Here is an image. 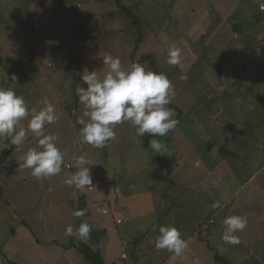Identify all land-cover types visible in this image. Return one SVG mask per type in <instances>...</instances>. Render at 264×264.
I'll list each match as a JSON object with an SVG mask.
<instances>
[{
  "label": "rangeland",
  "instance_id": "1",
  "mask_svg": "<svg viewBox=\"0 0 264 264\" xmlns=\"http://www.w3.org/2000/svg\"><path fill=\"white\" fill-rule=\"evenodd\" d=\"M122 7L130 8L140 28L130 25ZM237 7L226 23L222 14ZM256 14L253 0H0V87L23 96L30 111H40L45 101L55 107L58 120L46 125L44 132L56 136L57 147L65 153L61 173L38 180L31 169L21 167L22 156L38 147L39 138L28 131L31 116L21 121L27 134L20 150L10 138H0V156L11 150L0 165V264H88L70 247L73 241L99 252L103 264H175L184 252L176 256L167 249L157 250L158 228L147 233L155 220L159 219L158 226L164 225L158 206L163 197L174 200L167 183L175 181L181 190L190 189V195H209L220 202L237 189L243 191L241 186L249 176L247 165L255 162L258 167L255 183L264 179V142L259 131L264 122V31L262 23L254 19ZM35 15L38 28L33 25ZM80 21H90V28L79 27ZM233 23L239 24V40L234 37ZM172 45L181 49L180 66L167 63ZM109 54L119 57L125 70L139 63L146 70L164 73L174 85L175 96L168 107L175 112L173 119L179 120V131L176 128L155 137L166 145V151L149 148L153 139L149 134L134 138L136 130L130 122L118 125L115 139L103 148L82 142L78 119L83 117L84 107L77 88L87 87L81 79L85 68L97 71L101 79L108 73L102 61ZM192 63L196 64L190 66ZM181 75L187 79L182 80ZM195 113L210 117L201 121L202 133L211 135L216 146L224 140L229 147V151L219 147L223 164L196 167L193 149L188 150L186 143L177 148L174 141L179 133L187 130L191 137L195 129L200 130L191 126ZM210 115L216 118L211 120ZM77 156L91 162V191L65 183L77 171ZM207 157L199 161L210 162ZM154 174L163 182L154 187L155 214L137 215L138 209L127 214L120 207H134L138 202L135 195L156 186ZM106 190L114 201L100 200ZM213 203L205 201L206 206ZM103 207L107 214L100 212ZM168 208H173L172 203ZM78 209L85 210L83 217L72 215ZM206 210L197 214L190 235L182 238L190 239L193 249L206 254L204 263L219 264L205 247L208 242L210 247L213 244L206 231L200 228L201 233H196ZM81 222L92 227L88 239L65 235L69 225L75 231ZM214 228L220 230H211ZM141 234L144 236L137 239ZM229 252L217 248L224 258H230ZM123 254L126 259L121 258ZM251 261L244 263L253 264Z\"/></svg>",
  "mask_w": 264,
  "mask_h": 264
},
{
  "label": "clouds",
  "instance_id": "2",
  "mask_svg": "<svg viewBox=\"0 0 264 264\" xmlns=\"http://www.w3.org/2000/svg\"><path fill=\"white\" fill-rule=\"evenodd\" d=\"M103 65L109 68L108 73L101 79L97 71L84 69L81 79L87 87L79 86L77 93L79 102L83 105V117L78 119L82 125L80 136L82 142L95 148H103L115 139L116 127L123 123H131L135 128L134 138L149 134L153 137L149 141V148L157 153L166 151V145L155 137L166 136L175 130L179 120L173 119L175 112L168 107L175 96L174 85L164 73L146 70L142 64L133 63L125 70L119 57L106 55ZM167 63L173 66L182 65L181 49L172 45L168 50ZM186 80V75H181ZM15 81L16 77L13 76ZM31 116L28 131L38 139V147L30 148L23 156L21 167L31 169L36 179L49 178L61 173L65 160V153L56 145L57 137L46 135V125L57 122L55 107L45 101L40 111L29 110L23 96L17 95L12 88L0 87V138H10L11 144L17 150L26 140V130L21 121ZM90 161L85 156L75 157L77 171L72 173L65 183L76 189L88 190L92 188ZM87 186V187H86ZM214 209L221 208L219 201L213 203ZM74 217H83L84 209L73 211ZM225 229L221 239L231 245H237L240 240L238 231L247 228L246 216L234 215L224 219ZM159 236L155 240L157 250L167 249L174 255H181L188 248L189 242L182 238L180 231L174 226H158ZM92 227L87 222H81L74 231L69 225L65 229L66 236H76L81 240L90 237Z\"/></svg>",
  "mask_w": 264,
  "mask_h": 264
},
{
  "label": "crops",
  "instance_id": "3",
  "mask_svg": "<svg viewBox=\"0 0 264 264\" xmlns=\"http://www.w3.org/2000/svg\"><path fill=\"white\" fill-rule=\"evenodd\" d=\"M238 8L239 7L235 8L234 10L232 9L224 12L222 14L224 15L223 20L226 23L229 22L233 18ZM241 13H243V11H241ZM254 19L259 20L262 25L264 24V18L260 14H256L254 16ZM231 25L232 30L235 29L239 31L240 27L238 23H233ZM194 26L195 24L192 27ZM196 31L197 30H195V32ZM234 37L235 39L239 40L240 34L236 33ZM148 49L150 50V52L153 51V49L151 48ZM193 64L196 63H192L190 66H192ZM210 116L211 120L216 118V115ZM209 119L210 117H208V115L195 113L193 115V122L191 123V126L199 127L200 130L195 129V132H193V135H191V137H189V134H187V130H184L185 133H179L177 141H174L179 150L181 149L182 143L187 144L188 150H191V148L193 149L192 152L194 164L196 165V167H201L202 165H204L205 168L207 166L215 167L219 164H223L225 158L220 154V151L221 149L229 151V147L224 145V140H222L220 145L216 146L215 140L210 137L211 135L208 136L207 134H205V132L202 133L203 131H205V129H201V121ZM178 127L179 125H177L176 128ZM259 131H261L262 133V139L260 140L264 142V122L261 124ZM219 147H221V149H219ZM259 149H262V146ZM201 151H207L209 153L207 155L208 157L205 155H201L203 154L201 153ZM203 157L209 158L210 162H208V160L199 161V159H203ZM252 167H254V169H252ZM261 167L264 168V164ZM246 168H248L249 170V176L246 180L245 186H241L243 191L239 192L240 189H237L234 191V195H231L228 198H222V200L220 201L221 208L219 209H214L212 206H206L205 204V201L209 202L213 200L214 202H216L215 197L214 199H210L209 195L208 198H205L203 195H195L194 193L193 195H190L192 193L190 189L184 188L181 190V188L179 187L182 186H178L179 183L175 181H170L169 183H167L168 192L170 191L172 193L174 200L170 198L167 200L165 197H163L162 203L159 204L158 208L163 211L164 216L162 215V217L165 219L164 223L161 224H164L163 226L176 227L180 231V233L185 237L186 235H190L191 233L192 220L197 218L198 213H202L204 210L207 209V207H210L209 210L205 211L207 215L203 220H201V223H199L198 230L196 233L198 235L201 233L200 228L203 223L210 219L213 221V223L209 226L208 230L206 231V233L208 234V239L211 238V242L213 244L212 247H210L209 242L205 245V247L209 250L208 254L211 253V255L209 256H213V262H215L214 254L217 253V248H220L226 252L230 251V258L225 257L230 262V264H243L244 262L251 261V259L253 258H255L251 261L253 262V264H264V262H262V260H264V179H261L260 182L258 181L257 183L254 182L257 176L260 175L255 162H253V165L251 166L247 165ZM169 174L170 172H167L166 176L169 177ZM152 178L153 180L155 179L158 181L157 185L152 186V188L143 189L141 190V192H139L140 195H135L138 199V202L134 207H127L125 205H122L123 207L120 208H124V210H127V214L135 212L136 209L139 210L137 215L148 213L155 214L156 195L154 187L161 186L163 182L158 176V174H154ZM98 184L100 183L98 182ZM91 190L92 188L88 189V191ZM100 200L110 203L112 200L114 201V196L111 194L110 191L106 190L101 195ZM198 201H200V203ZM170 203H172L173 205L172 209L168 208V205H170ZM186 214H188V216ZM234 215L246 216L248 221L247 228L245 230L238 231L235 233V235H237L240 240V243L237 245L227 244L221 239V236L225 229V225L223 224L224 219ZM158 220H155V222L149 227L150 229L147 230V233L151 230L155 232L157 231ZM118 221L120 220H116V222L119 224L120 222ZM212 227H220V230H218V228H214L216 230L212 231ZM93 231L99 233L102 232L101 230ZM103 235H105V233H103ZM143 235L144 234L138 235V237L142 238ZM201 239L202 238L199 239V242H201ZM186 240L189 242V246L187 249L184 250V257H181L180 259L175 261V264H208V262H203V258L204 256H206V254H204L203 252H198L197 249H193V245H191V240L188 238ZM123 246H126V244L124 243ZM163 264L168 263L165 262Z\"/></svg>",
  "mask_w": 264,
  "mask_h": 264
},
{
  "label": "trees",
  "instance_id": "4",
  "mask_svg": "<svg viewBox=\"0 0 264 264\" xmlns=\"http://www.w3.org/2000/svg\"><path fill=\"white\" fill-rule=\"evenodd\" d=\"M121 10L125 13L126 17L129 19L130 25H132L133 27H137V28L141 27L139 23V19L132 13L130 8L122 7ZM233 31L235 34L237 33V30L234 29ZM143 59L145 58H142L141 60ZM75 110L76 108L74 107V109L71 110L70 115H73ZM10 154H11V150L0 156V165H2L6 161V159L10 156ZM139 238L140 237H137V239ZM70 247L74 248L82 256L83 260L86 263L103 264V260H102L100 253L94 251L88 244L80 242V241H77V242L73 241L70 243ZM214 260L215 262L220 263V264H230V262L226 258L220 256L217 253L214 254Z\"/></svg>",
  "mask_w": 264,
  "mask_h": 264
},
{
  "label": "built area",
  "instance_id": "5",
  "mask_svg": "<svg viewBox=\"0 0 264 264\" xmlns=\"http://www.w3.org/2000/svg\"><path fill=\"white\" fill-rule=\"evenodd\" d=\"M253 1L256 3V7H257V10H258V13L261 16H263V18H264V0H253ZM32 20H33L34 27L35 28H38L39 27V19H38V16L37 15L33 16ZM90 26H91V22L90 21H86L84 23V27L85 28H90ZM262 30L264 31V24L262 25ZM66 168L67 169H70L68 165L66 166ZM105 182L107 183L108 181L106 180ZM100 212L102 214H107L108 213V210L103 208V209L100 210ZM118 222H120V221H118ZM212 223H213V221L211 219L208 220L207 222L203 223V225L201 226V230L202 231H207L208 228H209V226ZM121 258L125 259L126 258V255L123 254Z\"/></svg>",
  "mask_w": 264,
  "mask_h": 264
},
{
  "label": "water",
  "instance_id": "6",
  "mask_svg": "<svg viewBox=\"0 0 264 264\" xmlns=\"http://www.w3.org/2000/svg\"><path fill=\"white\" fill-rule=\"evenodd\" d=\"M78 26L79 27H83L84 26V23L82 21L78 22Z\"/></svg>",
  "mask_w": 264,
  "mask_h": 264
}]
</instances>
